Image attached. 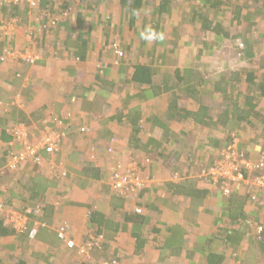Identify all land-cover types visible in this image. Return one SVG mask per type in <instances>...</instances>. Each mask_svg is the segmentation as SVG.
Here are the masks:
<instances>
[{"label": "crops", "instance_id": "0c3cea01", "mask_svg": "<svg viewBox=\"0 0 264 264\" xmlns=\"http://www.w3.org/2000/svg\"><path fill=\"white\" fill-rule=\"evenodd\" d=\"M39 6L0 1V203L22 211L36 204L22 188L32 193L39 178L51 183L41 194L36 238L3 226L0 264H264V234L260 239L257 232L264 225V207L249 203L259 190L230 184L226 196L224 179L213 182L204 175L234 147L257 163L264 152L262 129L243 122L233 141L219 126L193 121L159 128L149 120L164 119L163 99L148 85L132 83L138 65L157 72V79L190 68L211 80L216 77L206 70L264 73L260 2L142 0L134 15L120 0H50ZM196 12L211 22L208 29L192 22ZM50 20L57 26L51 28ZM219 25L232 35L223 40L214 31ZM245 39L258 53L251 62L238 53ZM113 42L128 52L121 64L114 60ZM212 46L213 56H206ZM6 50L16 55L6 56ZM33 55L35 62L25 60ZM259 102L264 108L262 96ZM189 106L198 111L197 105ZM55 118L70 130L53 159L63 165V179L51 182L31 163L8 169L9 157L21 149L13 128H32L35 141ZM84 126L89 131L82 133ZM43 156L47 166L49 157ZM130 161L142 165L149 186L124 199L113 191L108 174ZM259 173L264 171L247 172V178ZM188 181L195 182L192 189L180 187ZM137 208L143 218L132 222L127 216ZM61 226L77 247L57 237ZM100 235L102 248L88 249L90 238Z\"/></svg>", "mask_w": 264, "mask_h": 264}, {"label": "trees", "instance_id": "16d2710c", "mask_svg": "<svg viewBox=\"0 0 264 264\" xmlns=\"http://www.w3.org/2000/svg\"><path fill=\"white\" fill-rule=\"evenodd\" d=\"M49 1L50 0H41L39 7H43V4ZM141 1L142 0H120V4L134 15L141 9ZM258 1L264 9V0ZM19 3L20 2H17V4ZM24 3L28 5L27 2ZM14 5L16 6V4ZM167 7L168 4H166L165 1L162 8L166 9ZM200 15L201 14L196 12L194 16L197 18L192 20V22H201L203 28L208 29L211 22ZM216 23L219 24L218 22ZM57 24L58 22L56 21V25L52 26L50 24V27L54 28ZM219 26L221 28H214V31L218 32L223 40L232 35L229 28H225L222 25ZM150 32L155 33L153 29H151ZM145 35L147 36L148 34L145 33ZM157 36L159 35L157 34L156 37ZM245 42L246 44L244 42L239 44L242 49H240L238 53L241 56V60L245 59L246 61L248 59L250 60L248 62H251L252 59H255L258 53L256 51V47L252 43L248 44L247 40ZM113 44H118L119 49L124 54L122 58H118V62L121 64L126 60L128 52L126 49L121 47L119 42H113L112 45ZM245 46L247 48H244ZM209 49V51H206V56L211 57L214 54L212 52L214 46ZM113 53L115 56L114 60H117L114 50ZM131 60L129 59V61ZM260 64V66L264 69L263 60ZM218 69L220 70L216 69L210 73L206 70V75L213 74L212 76L216 77V79L213 80L207 76L206 78L200 71L192 68L189 69V72H187L188 70L186 69L184 71L176 69L174 71V75L166 76L164 79H157L159 76L157 72L153 73L147 65H138L132 75V83L137 82L143 85H148L151 87L150 90L154 97L163 99V108L166 109L164 119L160 118V116H152L149 120L151 123H154V125H158L159 128H170L171 123L184 125L193 121L206 128H211L212 126H215V128L220 127L223 130H226L228 135H231H229V139L232 140L234 137V141L235 136L233 133L236 135L235 131L242 128V123L246 122L247 124L253 126L257 125L262 129L261 137L264 141V108L263 106H260L261 102H259L260 96L264 98V73L257 75L255 74V71L251 70L245 72L240 69V71L237 72L235 70H228L227 68L224 70H221V68ZM153 78H155V80ZM238 89H243L244 91L239 92L238 94H240V96L236 97L235 92ZM245 91L246 94L244 95ZM193 104L198 106V111L192 110L191 106H189ZM129 119L135 123L138 122H136V118H133L132 116H130L128 120ZM228 145L226 147H228ZM209 166H212V164L210 163ZM98 178L99 177L97 176V179ZM41 180L42 179L40 178L36 180L37 187L32 189V193L29 191L30 188L27 189V187L25 189L22 188L20 191L31 199V201L35 200L33 203L36 204L33 206L39 207L42 210L43 206H41V203L43 201V195L41 196V194L47 190V188H45L47 184L44 180L42 182ZM188 182L189 183L185 185L183 183L180 187L192 189L195 182ZM37 199L40 201L37 202ZM252 202V197H250L249 203L252 204ZM36 218L37 216L35 219ZM142 218L143 215L137 214L136 212L130 213V215L127 216V219H130L132 222H139ZM3 226H5L4 228L7 227L4 224V221L0 223V234L5 232ZM12 231L15 232L13 229ZM259 238L262 239V236Z\"/></svg>", "mask_w": 264, "mask_h": 264}, {"label": "built area", "instance_id": "2783aa9c", "mask_svg": "<svg viewBox=\"0 0 264 264\" xmlns=\"http://www.w3.org/2000/svg\"><path fill=\"white\" fill-rule=\"evenodd\" d=\"M4 3L10 2H27L29 6H36L40 4L41 0H0ZM55 1V0H54ZM68 12L65 11L62 16L69 17ZM52 26L56 25V20H50ZM242 47V46H241ZM116 56V64H118V58L124 56L123 52L119 49L118 44H113L112 47ZM6 56H14L16 52H11L10 50L5 51ZM38 59V56L33 55L25 57V60L29 63L35 62ZM52 126H48L40 134V137L35 141L31 140L33 137L32 128L24 125L15 126L12 130V135L14 142L20 144L21 149L19 152H14L9 157L8 160V169L16 170L24 163H31L35 166H38L39 169L43 168L50 176V178H55L56 180L63 179L65 175V169L61 165L54 163V156L61 152L62 141L65 139L69 133V128H61L62 120L55 118L52 122ZM55 125L60 128L57 129ZM80 131L82 133L88 132L89 129L84 126L81 127ZM234 147V146H233ZM236 147L233 150L222 152L221 155L226 154L224 161L217 164L214 168L208 169L204 175H206L213 182H217L219 178L225 180L223 186V192L226 196L231 195L230 184H246L251 185L257 188L260 192L261 199L264 202V176L257 175L253 178H247V172H252L254 170H264V153L260 155L257 163L253 164L251 160L246 158L245 154L241 152ZM45 154L49 157L48 165L45 166ZM228 154V155H227ZM1 175V172H0ZM109 182L113 191L118 194L121 198L127 199L138 191H141L149 186V181L144 176V170L142 165L138 164L135 161H130L126 165L122 163L116 164L109 172ZM259 201L260 198L257 195L252 196V201ZM264 205V204H263ZM41 212L39 207L33 206L24 209V211L17 212L10 210L4 206L3 203H0V215L4 216V224L9 228L13 229L17 234L27 235L30 239H34L38 234L39 224L34 223L33 218L38 216ZM137 214H142L143 210L137 208L135 210ZM66 226H61L58 229L57 237L66 242L69 248L77 247L74 240L68 237ZM261 230V229H260ZM104 243V236L100 235L99 237H91L87 245L88 249L92 248H102ZM81 253H86L85 247L81 248ZM101 264H123L119 261H110L102 262Z\"/></svg>", "mask_w": 264, "mask_h": 264}, {"label": "clouds", "instance_id": "9594fccd", "mask_svg": "<svg viewBox=\"0 0 264 264\" xmlns=\"http://www.w3.org/2000/svg\"><path fill=\"white\" fill-rule=\"evenodd\" d=\"M264 153V152H263ZM262 153V154H263ZM261 154V155H262ZM260 157V156H259ZM261 171H264V170H261ZM258 175H263L264 176V174H258ZM259 198H260V200L258 201H256V202H254V203H261V204H264V202L262 201V199H261V195L259 194V195H257ZM252 197V196H251ZM253 202H252V204H254ZM4 206L6 207V208H8V209H10V210H13V211H17V212H21V211H18V210H15L12 206H9V205H6V204H4ZM263 207H264V205H263ZM26 209V208H25ZM22 211H24V210H22ZM1 217H2V220L4 221V216L3 215H0ZM33 221L35 222V221H37L36 219H35V217L33 218ZM8 227V226H7ZM264 225L263 226H261V227H259L258 229H257V232L259 233V237H261L263 234H264ZM261 229V230H260ZM38 231H39V229H38ZM27 236V235H26Z\"/></svg>", "mask_w": 264, "mask_h": 264}, {"label": "rangeland", "instance_id": "374dc122", "mask_svg": "<svg viewBox=\"0 0 264 264\" xmlns=\"http://www.w3.org/2000/svg\"><path fill=\"white\" fill-rule=\"evenodd\" d=\"M30 7H32V8H37L36 6H30ZM219 65H220V64H219ZM219 65H218V66H219ZM221 67H222V66H221ZM62 166H63V165H62ZM47 174H48V173H47ZM47 174H45V175H46V177L48 178V180L51 181V182L54 181L53 178H50V176H48ZM46 183H47V182H46ZM44 184H45V182H44ZM47 185H48V186H51V183L48 182ZM57 193H59V192H57Z\"/></svg>", "mask_w": 264, "mask_h": 264}]
</instances>
